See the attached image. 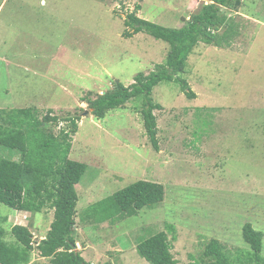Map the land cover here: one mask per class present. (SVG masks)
Instances as JSON below:
<instances>
[{
	"label": "rangeland",
	"instance_id": "374dc122",
	"mask_svg": "<svg viewBox=\"0 0 264 264\" xmlns=\"http://www.w3.org/2000/svg\"><path fill=\"white\" fill-rule=\"evenodd\" d=\"M209 3L0 0V109L79 116L69 157L87 171L76 186L75 238L92 264H149L137 246L166 232L168 224L176 228V239L171 233L169 238L180 264L199 259L212 239L233 255L249 252L242 232L247 223L264 235V0H244L240 15L228 12L241 26L230 46L201 42L190 55L178 77L189 82L196 98H188L175 81L155 87L153 99L163 107L154 112L158 149L144 127L142 98L102 120L84 99L108 92L115 81L129 87L138 74L166 64L168 43L146 33L123 36L124 19L137 5L141 18L179 29ZM50 128L59 135L71 123ZM0 157L21 155L0 147ZM138 181L162 184L164 202L116 222L97 210L93 214L94 205ZM53 220V209L31 214L0 204L4 227L28 226L37 242ZM7 240L13 242L11 236ZM31 263L50 260L35 250Z\"/></svg>",
	"mask_w": 264,
	"mask_h": 264
},
{
	"label": "trees",
	"instance_id": "16d2710c",
	"mask_svg": "<svg viewBox=\"0 0 264 264\" xmlns=\"http://www.w3.org/2000/svg\"><path fill=\"white\" fill-rule=\"evenodd\" d=\"M243 1L211 0L209 4H202L200 10L179 29L139 17L142 7L137 5L135 11L124 19L126 31L123 36L131 38L146 33L168 43L167 62L156 66L149 75L138 74L129 87L115 81L108 92L95 99L84 98L92 115L102 120L109 111L123 107L135 98H142L144 127L158 149L159 129L154 112L163 107L153 99L155 87L165 81H175L188 98H196L189 82L178 75L185 72L190 55L201 42L220 48L232 44L240 34L241 26L228 12H240ZM77 120H80L79 116L61 118L51 110L40 117L38 110L33 108L0 109V147L21 155L20 160L0 157V204L31 214L54 210L51 228L39 242L35 241L28 226L14 225L8 231L0 221V264H32L35 250L49 259L50 264H92L77 250L75 238L79 199L76 186L87 171L86 164L69 157L73 145L71 135L78 132ZM61 122H70V131L62 128L56 135L50 127H57ZM165 195L162 184L138 181L94 205L93 214L97 210L113 222L125 220L137 216L141 210L156 208L164 202ZM91 214L84 215V220L89 221ZM242 232L250 246L249 252L238 251L233 255L219 240L212 239L205 244L201 257L191 256L189 264H264L263 232L250 223L244 225ZM170 233L176 239V228L172 224L167 225L166 232H158L140 243L137 246L140 256L149 264H180L172 253ZM8 236L13 238V242L7 240Z\"/></svg>",
	"mask_w": 264,
	"mask_h": 264
},
{
	"label": "crops",
	"instance_id": "0c3cea01",
	"mask_svg": "<svg viewBox=\"0 0 264 264\" xmlns=\"http://www.w3.org/2000/svg\"><path fill=\"white\" fill-rule=\"evenodd\" d=\"M235 14H237V15H240V12L239 13H235ZM232 16V15H231ZM140 17V16H139ZM187 19H190V17H188ZM195 52V51H194ZM196 95H198V94H196ZM17 212H20V211H17ZM23 213H27V212H23ZM52 224V223H51Z\"/></svg>",
	"mask_w": 264,
	"mask_h": 264
},
{
	"label": "clouds",
	"instance_id": "9594fccd",
	"mask_svg": "<svg viewBox=\"0 0 264 264\" xmlns=\"http://www.w3.org/2000/svg\"><path fill=\"white\" fill-rule=\"evenodd\" d=\"M239 13V12H238Z\"/></svg>",
	"mask_w": 264,
	"mask_h": 264
},
{
	"label": "water",
	"instance_id": "95a60500",
	"mask_svg": "<svg viewBox=\"0 0 264 264\" xmlns=\"http://www.w3.org/2000/svg\"><path fill=\"white\" fill-rule=\"evenodd\" d=\"M87 114V113H86Z\"/></svg>",
	"mask_w": 264,
	"mask_h": 264
}]
</instances>
